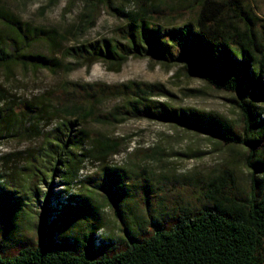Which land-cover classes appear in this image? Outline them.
<instances>
[{"label":"trees","instance_id":"obj_1","mask_svg":"<svg viewBox=\"0 0 264 264\" xmlns=\"http://www.w3.org/2000/svg\"><path fill=\"white\" fill-rule=\"evenodd\" d=\"M153 1L125 12L114 10L110 0H87L79 27L83 35L94 26L101 8L126 17L125 25L112 38L71 44L64 48V55L62 49V57H58L57 30L34 26L0 2V72L9 77L15 67L22 66L55 73L64 67L63 58L72 61L66 64L68 72L97 63L119 72L131 58H148L154 64L181 66L213 89L234 95L244 127L239 132L225 119L170 107L161 101L172 96L162 83L67 82L59 90H46L30 99H17L0 86V142L46 139L37 152L0 157L2 165L19 176L6 182L3 179L10 174H0V264H264V18L247 5L248 0H197L194 24L165 27L161 21L167 18L159 17L162 2ZM40 42L48 45L49 54L32 52V46ZM112 97L123 99V104L98 113L103 99ZM46 115L61 120L45 134L41 125ZM92 118L106 126L144 118L169 122L226 146L244 148L253 173L252 191L245 196L233 192L228 169L203 187L199 202L167 212L168 223L150 212L143 226L129 227L125 202L134 195L127 193L128 177L107 165L119 154L123 140L82 127L83 121ZM21 155H27V166L18 169L16 160ZM86 162L102 165V181L88 182L93 187L88 191L102 190L124 225L125 237L117 244L106 241L96 246V230L102 227L103 217L92 195L69 189L56 192L49 180L51 173H59L69 187L83 183L78 179ZM47 183L51 186L42 194L39 188ZM28 206L37 213L35 236L19 238L18 221L29 214ZM78 208L97 219L89 246H83L72 230ZM81 227L83 236L85 224Z\"/></svg>","mask_w":264,"mask_h":264},{"label":"rangeland","instance_id":"obj_2","mask_svg":"<svg viewBox=\"0 0 264 264\" xmlns=\"http://www.w3.org/2000/svg\"><path fill=\"white\" fill-rule=\"evenodd\" d=\"M146 1L152 2V0H110L114 10L125 12L137 11L141 2ZM0 2L12 8L24 21L34 26L57 30L61 41L58 57H62V49L64 55V48L75 42L114 37L118 28L126 22V17L115 11L109 13L105 8H101L96 15L94 26L83 35L79 27L83 25L87 0H0ZM71 2L75 3L70 6ZM153 2H162L159 17L167 18L166 21H161L162 26L167 27L172 24L178 27L187 22L194 24L196 21L197 0H154ZM247 5L251 9L255 8L264 18V0H248ZM32 52L47 55L50 53V48L44 42H40L32 46ZM57 52L56 48L55 53ZM63 59L64 67L55 73L22 66L15 67L9 77L0 72V86L17 99H30L46 90H59L67 82L108 85L130 82L162 83L172 96L161 98V101L170 107L196 110L225 119L239 132L244 127L241 111L234 103V95L213 89L199 78L188 75L181 66L168 67L154 64L148 58H131L119 72L109 71L101 63L95 64L90 69L80 68L68 72L66 64L72 61ZM123 102L124 100L120 98H105L98 105L97 112L109 113ZM43 118L41 126L45 134L54 129L61 120L48 115ZM82 123V127L92 132L104 134L111 139L123 140L119 154L110 159L107 165L123 170L128 177L127 193L134 195L125 202L129 207L126 212L128 223L130 222L129 227L143 226L146 219H149L147 217L150 212L161 216L162 222L168 223L171 217L167 212L180 205L199 202L205 189L203 187L228 169L231 170V177L228 178L235 188L233 192L245 196L252 191L253 173L247 167L249 152L244 148L229 147L195 130L146 118L129 119L117 126L99 124L95 118ZM45 144L44 136L33 139H4L0 142V157L19 152L24 154L29 151L37 152ZM27 158V155L17 158L18 169L26 168ZM2 164L3 161L0 160V174H10L3 180L9 182L19 178ZM101 166L98 162H86L78 179L85 182L73 184L71 187L61 181L59 173L57 176L51 173L49 177L54 183V191L69 189L74 193H88L99 204L103 222L102 227L96 230V246L106 241L117 244L125 237L122 230L124 225L116 217L113 205L105 200L104 192L88 191V188H93L88 182L102 181ZM50 186L51 184L47 183L41 185L39 189H42L43 194ZM109 201L111 202V199ZM123 208L125 209V205ZM27 211L29 214L18 221L19 238L35 236L34 222L37 213L29 206ZM84 224L82 236L79 234V229H82L81 226ZM96 224L97 219L92 214L83 208H78L72 230L75 236H79L83 246H89L91 243Z\"/></svg>","mask_w":264,"mask_h":264}]
</instances>
